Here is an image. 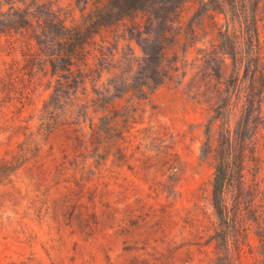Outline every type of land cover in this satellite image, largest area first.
<instances>
[{
  "label": "rangeland",
  "instance_id": "1",
  "mask_svg": "<svg viewBox=\"0 0 264 264\" xmlns=\"http://www.w3.org/2000/svg\"><path fill=\"white\" fill-rule=\"evenodd\" d=\"M52 1L72 10V0ZM1 31L0 264H264L259 112L241 132L249 138L247 185L226 191V219L215 205L216 148L229 119L232 133L240 130L238 118L221 114L236 101L237 79L250 74L215 56L210 27L181 50L178 75L134 109L127 98L108 103L112 94L98 102L90 84L87 93L57 95L37 47ZM93 43L115 48L96 90L142 57L123 31L104 32ZM110 66L120 69L108 73ZM234 196L238 240L227 219Z\"/></svg>",
  "mask_w": 264,
  "mask_h": 264
},
{
  "label": "trees",
  "instance_id": "2",
  "mask_svg": "<svg viewBox=\"0 0 264 264\" xmlns=\"http://www.w3.org/2000/svg\"><path fill=\"white\" fill-rule=\"evenodd\" d=\"M72 1V10H69L56 6L52 0H0V28L4 30L1 34L21 35L37 47L39 59L44 60L56 79L57 95H70L72 90L87 93L90 84L98 102L112 94L108 103L127 98L130 108L134 109L178 75L181 50L183 53L193 47L200 31L209 27L214 36L211 46L216 50L215 56L224 65L231 58L250 74L249 78L237 79L232 87L236 101L228 104L221 114L224 118L231 115L238 118L240 127L239 132L232 133L229 119L224 139L216 148L213 194L221 218L226 219V191L239 193L247 185L244 167L249 138L242 137V129L248 130L255 123V111L259 112L257 136L262 131L259 123L264 122V38L260 30L264 0ZM191 8L193 15L184 22L186 10ZM73 12H77V18L72 17ZM219 18L223 20L222 25ZM114 31H123L125 40L136 42L142 57L130 61L132 69L126 76L113 75L101 85L102 90H96L104 65L109 57H114L115 48L97 44L93 47V41L104 32ZM114 69L120 68L110 66L108 73ZM257 105L259 108L255 110ZM234 198V211L227 219L238 240L237 228L242 218L239 196Z\"/></svg>",
  "mask_w": 264,
  "mask_h": 264
}]
</instances>
